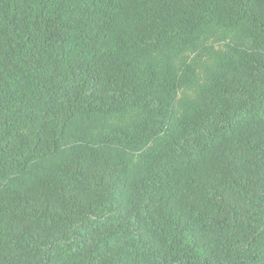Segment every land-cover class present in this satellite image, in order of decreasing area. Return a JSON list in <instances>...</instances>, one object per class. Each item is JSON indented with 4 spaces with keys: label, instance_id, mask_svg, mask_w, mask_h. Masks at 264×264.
<instances>
[{
    "label": "trees",
    "instance_id": "1",
    "mask_svg": "<svg viewBox=\"0 0 264 264\" xmlns=\"http://www.w3.org/2000/svg\"><path fill=\"white\" fill-rule=\"evenodd\" d=\"M0 264H264V0H0Z\"/></svg>",
    "mask_w": 264,
    "mask_h": 264
},
{
    "label": "rangeland",
    "instance_id": "2",
    "mask_svg": "<svg viewBox=\"0 0 264 264\" xmlns=\"http://www.w3.org/2000/svg\"><path fill=\"white\" fill-rule=\"evenodd\" d=\"M233 41L231 34L225 35L220 32L214 33L207 41L204 42L206 49H210L201 58H196L197 51H187L181 56L173 58V62L176 66L184 63H194V73L191 84H183L179 87L174 99L173 109L179 112V102L183 98L193 99L196 97L198 87L205 83L207 76H209L216 69V62L214 55L223 51L225 46ZM196 60V61H195ZM144 150L129 151L126 155L134 160L136 155L140 154Z\"/></svg>",
    "mask_w": 264,
    "mask_h": 264
}]
</instances>
